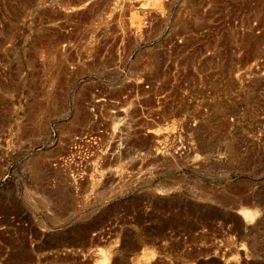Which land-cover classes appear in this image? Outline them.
<instances>
[{"label":"rangeland","instance_id":"374dc122","mask_svg":"<svg viewBox=\"0 0 264 264\" xmlns=\"http://www.w3.org/2000/svg\"><path fill=\"white\" fill-rule=\"evenodd\" d=\"M0 264H264V0H0Z\"/></svg>","mask_w":264,"mask_h":264}]
</instances>
